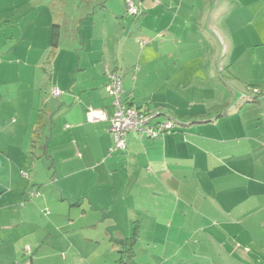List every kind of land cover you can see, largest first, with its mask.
<instances>
[{"label":"crops","instance_id":"1","mask_svg":"<svg viewBox=\"0 0 264 264\" xmlns=\"http://www.w3.org/2000/svg\"><path fill=\"white\" fill-rule=\"evenodd\" d=\"M60 2L0 0V264H62L49 242L63 212L87 216L85 199L91 243L118 249L137 222L152 240L198 234L205 264H264V0H135L138 17L124 0H91L86 14ZM109 71L124 100L176 128L131 132L110 154L109 121L86 117L112 113Z\"/></svg>","mask_w":264,"mask_h":264},{"label":"rangeland","instance_id":"2","mask_svg":"<svg viewBox=\"0 0 264 264\" xmlns=\"http://www.w3.org/2000/svg\"><path fill=\"white\" fill-rule=\"evenodd\" d=\"M74 1L75 0H61L60 3L63 7L66 6L67 3L75 5ZM134 1L135 0H132V2ZM69 6L70 5H67L65 8H68ZM89 6H91V0H79L78 7L81 14H86L85 11H90L91 8L88 9ZM73 8L77 10V8L75 7H70L68 9H70L71 11ZM137 10L140 11L141 8L138 7ZM128 15L131 14L128 13ZM86 23H88V25H86ZM100 25H104V22L100 23ZM106 25V29L109 28L108 30L113 35L116 34L115 31L117 30L113 29L111 24L108 23ZM89 31H91V18L87 20L85 19L81 24L80 33L82 36V42L85 41V37H88ZM118 39H120V37H116V40ZM218 60L219 57L214 62L215 67L218 64ZM250 88L251 87L249 86L248 90L251 91V94H256ZM208 89L209 96H211L215 101H217V99H220L221 90L216 91L214 84L210 85ZM214 109H218L216 105L213 106L212 110L214 111ZM88 181L89 179L79 180L80 184L82 183V185H84L83 190L87 187ZM89 192L91 193V191H88V194ZM78 207L79 213H82L85 210L88 212L87 216L85 218H78L76 214L74 217L70 215L68 216V213L66 214V211L63 212L64 216L62 220H64L66 224H64V227L61 229V231L57 233L58 236H55L51 240V242H49L52 243L53 241L54 243L62 245V253L57 255V258L60 260L57 261L59 263L63 262L62 264H70V262L74 259L76 262L78 261V264H115L116 260L119 257V253L117 251L118 249L115 248V250H113L111 248L114 246L113 242H110L108 238L102 237L101 235L99 239H97L96 241L94 240V242L91 243V201L85 199V201L82 202V204ZM71 210L72 213H75V211H77L74 207H72ZM138 225L139 223L132 222L130 233L132 234V232L136 229L137 237L133 246V253L136 264H205L206 262H208V259L204 258V254L198 253L197 251L199 247L198 234H194L190 238H187V236L184 235L182 237H169L166 239L162 238L164 236V231L159 228L160 232H158L156 236L160 235L162 237H157L158 239L156 238L155 240H152L148 238V235L146 233H144L145 230L139 228ZM141 226H143V224ZM100 227L102 230H104L103 226ZM140 233L141 235L139 237ZM164 250H166L165 253ZM206 257L211 258L209 259V263L214 262L217 264L218 262H220V260H217L215 258V255L213 254H207ZM51 260L52 262H54V258H52Z\"/></svg>","mask_w":264,"mask_h":264},{"label":"built area","instance_id":"3","mask_svg":"<svg viewBox=\"0 0 264 264\" xmlns=\"http://www.w3.org/2000/svg\"><path fill=\"white\" fill-rule=\"evenodd\" d=\"M127 12L136 14L138 12L137 5L132 0H127ZM140 45L145 44V40H137ZM111 79L106 85V91L114 97V110L111 114L103 109L89 108L86 117L91 122L109 120L110 132L113 138V145L110 147V154L117 151H125L126 138L131 132L145 138H155L160 134L172 132L174 123L171 119L161 117L160 112L153 113L146 107H137L134 104L123 101L120 94L123 92L121 75H117L114 71L107 72ZM256 92V89L253 90ZM53 96L57 97L61 94L58 88L52 89ZM35 192L31 191L30 195ZM30 248H25V253H29Z\"/></svg>","mask_w":264,"mask_h":264},{"label":"trees","instance_id":"4","mask_svg":"<svg viewBox=\"0 0 264 264\" xmlns=\"http://www.w3.org/2000/svg\"><path fill=\"white\" fill-rule=\"evenodd\" d=\"M124 3H125V8H126V13H128L127 12V0H124ZM135 3V2H134ZM136 4V3H135ZM137 5V8L138 7H140L141 8V5L139 6V4H136ZM141 11V10H140ZM140 11H138L136 14H131V16H133V17H138L140 14H141V12ZM107 75V74H106ZM107 77V83L109 82V81H111V79L109 78V76L107 75L106 76ZM107 83H106V85H107ZM106 85H105V90H106ZM54 89V88H53ZM251 90H255L256 89V94H254V95H258L257 94V92L259 93V91H258V89L257 88H255V87H251L250 88ZM52 91V90H51ZM107 92V91H106ZM51 94H52V92H51ZM107 94H108V92H107ZM61 95V94H60ZM59 95V96H60ZM59 96H57V97H59ZM109 96H111V95H109ZM120 96H121V99L123 100V101H127V100H124V98H123V92L120 94ZM55 97V96H54ZM113 97V96H112ZM114 98V97H113ZM243 99H245V97H243ZM247 100H253V98H246ZM96 109V108H95ZM98 109H103V110H105V111H107L106 109H104V108H98ZM114 110V109H113ZM113 112V111H112ZM109 114H111V113H109ZM160 115H161V117H164V118H167V119H171L172 121H173V123H174V128L173 129H175L176 128V126H177V123H178V121H177V118L173 115V114H170V113H167V112H163V111H160ZM109 121V120H108ZM98 122V121H97ZM110 123V122H109ZM29 192V191H28ZM27 192V193H28ZM31 196V195H30ZM136 237H137V233H136V231H134L130 236H128V237H124V238H120V239H117V240H115V243L117 244V246H118V253H119V257H118V259L116 260V262H115V264H136V262H135V257H134V253H133V246H134V242H135V240H136Z\"/></svg>","mask_w":264,"mask_h":264}]
</instances>
